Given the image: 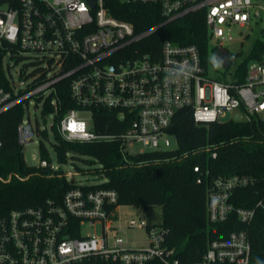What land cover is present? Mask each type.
<instances>
[{"label":"built area","instance_id":"built-area-1","mask_svg":"<svg viewBox=\"0 0 264 264\" xmlns=\"http://www.w3.org/2000/svg\"><path fill=\"white\" fill-rule=\"evenodd\" d=\"M138 5L155 7L164 20L138 29L113 12L131 14L127 8ZM198 11H205L209 45L215 39L234 41V26L256 25L264 32V0H0V114L21 104L20 143L42 138L39 119L33 123L26 112L32 105L43 117L50 102L54 120L56 85L69 79L77 107L60 120L61 136L80 142L118 140L125 157L169 147L170 127L184 108L192 111L197 123L223 122L235 110L245 111L244 120L264 123V53L249 62L244 81L227 82L207 74L196 44L145 43L161 26ZM213 47L216 51L223 46ZM22 60L34 67L28 74L15 72ZM95 108L116 112L122 130L92 131ZM135 145L140 146L137 151ZM69 158L70 153L66 162ZM39 167L63 174L74 187L60 203L15 209L1 220L0 264H264V248L261 256H254L247 229L211 239L201 259L185 261L168 244L169 230L163 223L119 212L121 206L140 207L121 204L116 189L102 186L109 181L106 176L93 173L97 182L91 185L76 182L75 171H62L50 159H41ZM255 183L248 174L214 178L207 193L209 222L225 223L235 215L250 226L257 211L264 212V198L254 207H242L232 196L234 190ZM96 225L102 227L101 235L84 233ZM129 228L146 230L144 246L126 245L128 240L119 233ZM262 229L264 241V222Z\"/></svg>","mask_w":264,"mask_h":264},{"label":"trees","instance_id":"trees-1","mask_svg":"<svg viewBox=\"0 0 264 264\" xmlns=\"http://www.w3.org/2000/svg\"><path fill=\"white\" fill-rule=\"evenodd\" d=\"M124 14H114L134 22L138 29L152 27L164 19L151 5L129 7ZM165 40L181 44L193 43L202 51L203 61L209 50V34L205 11L190 13L161 26L145 43L159 47ZM264 53V42L258 41L244 62L240 63L237 79L245 80L250 61ZM236 57H234V62ZM58 111L51 124L52 148L59 161L66 162L67 154L81 159L93 168H79L84 173L106 176L109 181L102 186L118 191L121 204L146 210L160 206L163 225L169 230L168 244L177 249L185 261L202 258L207 244L214 238H226L230 232L247 229L255 257L263 254L264 212L258 210L253 223L246 226L235 215L225 223H210L207 218V193L218 176L248 174L256 183L234 190L232 201L237 206L254 207L264 198V123L258 120H228L197 123L189 108L181 109L174 117L170 133L177 140L176 149L149 150L126 157L120 151L118 140L67 141L60 132V120L77 105L71 97L69 79L57 83ZM23 106L18 104L0 114V222L12 210L44 205L48 201L60 203L64 194L74 187L58 172L46 173L44 168L29 165L24 147L19 141L18 126L23 117ZM54 112L47 102L43 110L46 118ZM116 112L95 108L91 129L97 133H119ZM49 138L46 129H39ZM42 159H48V148L41 139ZM216 153V156H213ZM195 167L199 170L196 171ZM1 237V226H0Z\"/></svg>","mask_w":264,"mask_h":264},{"label":"rangeland","instance_id":"rangeland-1","mask_svg":"<svg viewBox=\"0 0 264 264\" xmlns=\"http://www.w3.org/2000/svg\"><path fill=\"white\" fill-rule=\"evenodd\" d=\"M231 34L234 37V41H223L221 43L220 40H213L211 43L212 45H209V50L206 54V67H207V74L219 81H233L237 79V71L238 66L240 63L244 62L246 57L249 55V53L252 51L253 48H255V45L258 41L264 42V32L261 30L259 26H253L252 28H239L238 26H234L231 29ZM246 35H249L247 38H244ZM222 46L227 48L232 54L233 57H236L235 62L231 64L229 68H226L222 65L218 57L215 53V47L213 46ZM33 65H27L26 60L19 61L15 65V72H22L25 74H28L33 70ZM27 114L31 116V119L33 123H36V117L39 119L38 122V130L41 128H46L48 132L49 138L44 137H36L34 141L28 143L24 147V155L25 160L29 165L39 166L42 156L40 153V144L41 139L44 140L48 151H49V157L50 161L52 162L54 167H58L62 171L67 172L68 170H73L77 174L75 175V181L79 183H88V184H95L97 181L95 177L93 176V173H89L86 175H83L82 173L76 171L79 168L88 169L91 168V166L81 159H73L69 158L68 162L62 163L59 161L57 157V153L51 146L50 140L53 139V130L51 127V124L53 122V115L50 114L49 117H42L39 110L35 109L34 106H30L29 110L26 112V118ZM246 118V114L244 110H235L228 112L226 116L223 118L224 121L228 120H236L241 121ZM40 127V128H39ZM171 145L169 147L162 146L161 149H176L177 148V140L174 136L170 137ZM140 148L139 145H135L133 150L137 151ZM152 150V149H151ZM150 150V151H151ZM119 212L121 214H125L127 212L133 213L132 217L137 216H143L148 219L150 223H162L163 222V213L162 208L160 206L151 207L150 209L146 210L144 208H135V207H127V206H121L119 209ZM89 231H95L98 235L102 234V227L100 225H96L95 227H88L84 230V233ZM119 236L124 237L128 240L127 246L128 247H140L145 245V239H146V230L136 228L132 229L129 228L126 230L125 233H119Z\"/></svg>","mask_w":264,"mask_h":264},{"label":"water","instance_id":"water-1","mask_svg":"<svg viewBox=\"0 0 264 264\" xmlns=\"http://www.w3.org/2000/svg\"><path fill=\"white\" fill-rule=\"evenodd\" d=\"M215 53L224 67L229 68L231 66V64L233 63V59L227 48L219 47L218 49H216ZM44 171L46 173H49L50 169H44Z\"/></svg>","mask_w":264,"mask_h":264}]
</instances>
